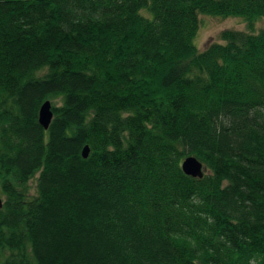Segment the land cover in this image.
Segmentation results:
<instances>
[{
  "label": "trees",
  "instance_id": "16d2710c",
  "mask_svg": "<svg viewBox=\"0 0 264 264\" xmlns=\"http://www.w3.org/2000/svg\"><path fill=\"white\" fill-rule=\"evenodd\" d=\"M201 14L249 29L200 50ZM261 18L264 0H0V264H264Z\"/></svg>",
  "mask_w": 264,
  "mask_h": 264
},
{
  "label": "rangeland",
  "instance_id": "374dc122",
  "mask_svg": "<svg viewBox=\"0 0 264 264\" xmlns=\"http://www.w3.org/2000/svg\"><path fill=\"white\" fill-rule=\"evenodd\" d=\"M199 18L200 26L194 43L200 50H203L211 42H219L220 33L225 29H249L244 18L240 16L223 18L201 14ZM253 27L255 30L264 27V18L256 21Z\"/></svg>",
  "mask_w": 264,
  "mask_h": 264
},
{
  "label": "water",
  "instance_id": "95a60500",
  "mask_svg": "<svg viewBox=\"0 0 264 264\" xmlns=\"http://www.w3.org/2000/svg\"><path fill=\"white\" fill-rule=\"evenodd\" d=\"M54 113L52 110V103L50 100H45L39 109V123L47 129L52 122ZM89 153V147L85 146L83 149V156L87 157ZM184 172L193 177H203L205 167L203 163L195 156H188L182 163Z\"/></svg>",
  "mask_w": 264,
  "mask_h": 264
}]
</instances>
